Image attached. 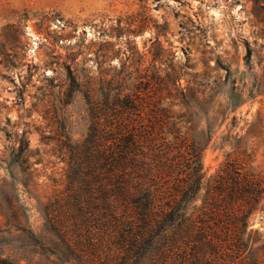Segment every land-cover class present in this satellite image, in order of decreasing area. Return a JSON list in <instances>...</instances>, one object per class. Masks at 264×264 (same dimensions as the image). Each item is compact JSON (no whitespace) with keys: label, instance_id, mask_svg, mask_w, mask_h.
Returning <instances> with one entry per match:
<instances>
[{"label":"rangeland","instance_id":"1","mask_svg":"<svg viewBox=\"0 0 264 264\" xmlns=\"http://www.w3.org/2000/svg\"><path fill=\"white\" fill-rule=\"evenodd\" d=\"M152 76L210 138L205 180L227 155L264 171V0H0V258L60 256L46 207L64 194L65 144L87 134L89 84L104 97ZM250 228L264 264V205Z\"/></svg>","mask_w":264,"mask_h":264},{"label":"trees","instance_id":"2","mask_svg":"<svg viewBox=\"0 0 264 264\" xmlns=\"http://www.w3.org/2000/svg\"><path fill=\"white\" fill-rule=\"evenodd\" d=\"M150 81L104 97L89 84L87 134L65 144L64 194L46 207L60 256L0 264H260L250 218L264 205V171L248 154L227 155L205 180L210 138L194 136L189 113L164 103L165 83Z\"/></svg>","mask_w":264,"mask_h":264}]
</instances>
